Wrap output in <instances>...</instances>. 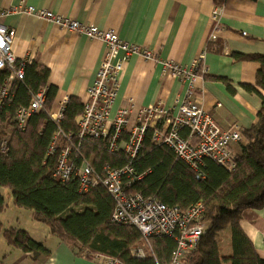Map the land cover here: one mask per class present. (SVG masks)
<instances>
[{
    "label": "trees",
    "instance_id": "16d2710c",
    "mask_svg": "<svg viewBox=\"0 0 264 264\" xmlns=\"http://www.w3.org/2000/svg\"><path fill=\"white\" fill-rule=\"evenodd\" d=\"M233 57L259 63L255 86L243 87L256 92L261 103L255 121L242 130L232 171L209 158L199 170L192 169L171 148L151 142L150 129L132 162L122 151L103 149L98 139H83L79 150L97 172L105 164L131 167L128 193H141L181 210L202 204L206 230L182 264H264L239 223L243 212L264 205V94L259 91H264V54L235 53ZM20 66L22 78L12 76L8 67L0 68V187L9 189L16 206L29 209L76 255L105 262L114 258L124 264H169L176 247L174 237L154 235L144 257L133 255L143 246V237L136 227L112 221V195L102 185L80 191L76 176L63 181L53 175L67 137L75 139L84 105L80 98L69 96L61 119L53 120L50 112L57 87L48 81L49 69L36 59H16L14 68ZM4 87L6 94L1 96ZM40 90L44 91L43 105L27 117L23 127L18 126L17 111L28 107ZM181 133L187 134L186 130ZM51 145L54 149L49 153ZM4 207L0 195V212ZM227 228L232 251L223 257L217 241ZM3 235L8 246L32 252L33 259L50 254L44 243L25 229L10 228Z\"/></svg>",
    "mask_w": 264,
    "mask_h": 264
},
{
    "label": "crops",
    "instance_id": "0c3cea01",
    "mask_svg": "<svg viewBox=\"0 0 264 264\" xmlns=\"http://www.w3.org/2000/svg\"><path fill=\"white\" fill-rule=\"evenodd\" d=\"M27 6L101 29H115L121 39L152 51L156 58L131 54L123 62L112 114L120 107H131L135 112L153 103L176 111L191 90L193 100L223 129L234 125L242 134L256 119L260 97L243 85L255 86L259 63L237 60L233 54H264V0H0V9L9 10L0 16V23L15 32V57L36 59L49 69L48 81L57 87L54 112L65 95L87 100V89L103 57L104 45L97 38L27 12ZM214 9H218L217 19L212 18ZM122 56L123 52L119 53V58ZM162 60H171L186 70L199 62L194 76L189 77L187 72L177 75L165 70ZM231 148L236 154L240 152L238 142ZM0 195L7 204L0 213L4 226L2 218L11 219L8 212L14 205L9 189L0 187ZM239 223L264 259V205L243 212ZM27 232L44 243L49 256L34 260L21 249L3 243L0 264H106L76 255L53 235L42 240ZM218 238V245L225 248L222 253L228 256L232 251L229 229L219 233Z\"/></svg>",
    "mask_w": 264,
    "mask_h": 264
},
{
    "label": "built area",
    "instance_id": "2783aa9c",
    "mask_svg": "<svg viewBox=\"0 0 264 264\" xmlns=\"http://www.w3.org/2000/svg\"><path fill=\"white\" fill-rule=\"evenodd\" d=\"M40 17H44L69 31L97 38L104 45L103 57L96 70L95 77L87 89V100L83 102V112L78 121V132L69 136L61 149L53 175L66 181L76 176L79 190L87 191L94 185H102L113 197L115 207L112 221L136 227L148 242L154 235H167L176 239V247L172 251L169 264H181L180 257L187 249L196 247L200 237L206 230V222L202 219L203 207L196 203L181 210L178 206L169 207L152 197L141 193H128L132 175L129 166L113 167L103 165L97 172L88 159L79 153L81 142L85 138L98 139L103 149L109 152L122 151L132 162L138 155L147 130H151V142L171 148L175 156L186 162L192 169L199 170L205 158L232 171L235 167L231 144L241 139V132L236 126L221 128L209 112L205 111L193 100L191 90L178 105L176 111L161 103H153L137 108H119L111 113L120 84L122 64L131 54H140L145 58H156L149 49H143L119 37L115 29H101L77 19L56 15L49 10H36L32 6L25 9ZM9 10L0 9V16ZM212 18H218V9H214ZM15 37L13 29L0 23V68L8 67L12 76L23 77V67L14 68L16 57L12 51ZM123 56L119 58V53ZM203 56L201 55L200 58ZM199 58V60H200ZM197 61L186 70L171 60H162L165 70L177 75L187 72L194 76ZM4 87L1 96L6 94ZM69 96L65 95L59 102L56 111L50 112L53 120L59 121ZM45 101L44 91H38L28 107L17 111L16 120L20 127L33 112L41 108ZM182 130L187 134L183 135ZM50 146L49 153L53 151ZM133 255L144 257L146 252L137 248ZM106 264H124L118 259L107 258Z\"/></svg>",
    "mask_w": 264,
    "mask_h": 264
},
{
    "label": "rangeland",
    "instance_id": "374dc122",
    "mask_svg": "<svg viewBox=\"0 0 264 264\" xmlns=\"http://www.w3.org/2000/svg\"><path fill=\"white\" fill-rule=\"evenodd\" d=\"M17 59V58H16ZM232 145V144H231ZM231 150H232V148H231ZM233 151V150H232ZM3 197V196H2ZM3 199H4V201H5V207H4V209L1 211V212H4L5 211V209L7 208V204H6V200H5V198L3 197ZM13 205L15 206H12V211L11 212H8V214L11 216V219L9 220V221H6L5 220V218L3 217L2 218V222H4V226H3V224L2 223H0V247H2L3 246V243L4 244H7V242H6V239H5V237H4V235H3V232L5 231V230H7V229H10V228H15V227H17V226H14V227H11L10 226V224H15V225H19V226H24L25 228H27V230L28 231H30L36 238H39V239H42V240H45V238L48 240L49 238H48V235H51L50 234V232H49V230H48V228H47V226L44 224V223H42V222H40V221H38V220H36L34 217H33V215H32V213H31V211L29 210V209H25V208H21V207H18V206H16L14 203H13ZM0 212V213H1ZM7 225V226H6ZM207 225V224H206ZM2 226L3 227H6V228H3L2 229ZM201 238V237H200ZM143 240H144V243H143V246L142 247H140V248H142V249H144V251L146 252V253H148V251L150 250V244H148V242L143 238ZM200 240V239H199ZM199 242V241H198ZM218 242V241H217ZM2 244V245H1ZM223 246H224V244H223ZM219 249H220V253H221V255L223 256V257H227V256H225L223 253H222V251L225 249V248H223V247H221L220 245H219ZM196 247H194V248H192V249H187V250H185L184 251V253L181 255V257L179 258L180 259V261H181V264L185 261L184 259L186 258V256L189 254V252H191L192 250H194ZM24 252V251H23ZM25 253V255L27 256H30V257H32V252H24ZM3 255V249H1L0 248V257ZM6 256L8 257V260H10V254L8 253V254H6ZM25 256V257H26ZM43 258H45V257H43V256H38L37 258H35L34 260H36V259H38V260H40V259H43ZM34 262V261H33Z\"/></svg>",
    "mask_w": 264,
    "mask_h": 264
}]
</instances>
